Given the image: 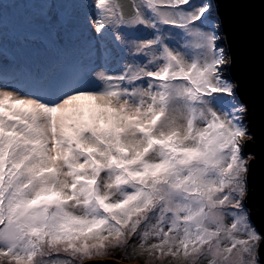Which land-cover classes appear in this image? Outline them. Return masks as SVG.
<instances>
[{"label":"snow or ice","instance_id":"snow-or-ice-1","mask_svg":"<svg viewBox=\"0 0 264 264\" xmlns=\"http://www.w3.org/2000/svg\"><path fill=\"white\" fill-rule=\"evenodd\" d=\"M50 7L88 57L0 68V264H264L213 0Z\"/></svg>","mask_w":264,"mask_h":264},{"label":"water","instance_id":"water-1","mask_svg":"<svg viewBox=\"0 0 264 264\" xmlns=\"http://www.w3.org/2000/svg\"><path fill=\"white\" fill-rule=\"evenodd\" d=\"M230 57L229 76L245 102L252 140L245 145L249 160L244 206L251 223L264 233V2L213 0ZM264 261V248L260 249ZM118 264H127L118 262Z\"/></svg>","mask_w":264,"mask_h":264},{"label":"rangeland","instance_id":"rangeland-1","mask_svg":"<svg viewBox=\"0 0 264 264\" xmlns=\"http://www.w3.org/2000/svg\"><path fill=\"white\" fill-rule=\"evenodd\" d=\"M35 1L37 0H13L8 3H0V65H2L1 62H10L11 57H9V55H13L16 60H19V62H14L15 68H21V63L23 62L26 72L39 58L51 54L61 40L64 46L77 58L82 56L83 60H86L88 57L86 34L83 33L81 28L69 27L64 9L50 7L52 4L62 3L63 0H41L42 3L38 6L40 10L36 11L29 7V5ZM213 19L214 22H220L215 10ZM37 34H39V36H37ZM219 34L221 37L220 46L225 49L229 59L228 65L224 68V75L234 84L229 76L230 57L226 49V41L222 36L220 23ZM35 35L36 37L33 38V40L29 39H32ZM0 68H2L3 72L10 73L6 71L9 69L4 70V66ZM234 86L236 89L235 84ZM235 102L247 108L245 102L236 94V90ZM247 114L248 109L244 114V122L249 132V136L244 138L246 143L252 140V128L248 126ZM245 158L249 161L252 155L246 153ZM245 209L247 210L246 207ZM114 258L115 256H110L105 259ZM119 262L141 264V262L137 260H120Z\"/></svg>","mask_w":264,"mask_h":264},{"label":"trees","instance_id":"trees-1","mask_svg":"<svg viewBox=\"0 0 264 264\" xmlns=\"http://www.w3.org/2000/svg\"><path fill=\"white\" fill-rule=\"evenodd\" d=\"M11 1H13V0H0V3H2V2H5V3H8V2H11ZM42 3V1L41 0H37V1H35L34 3H31L30 5H29V7H31L33 10H40L39 9V5ZM37 12H39V11H37ZM37 36H39V34H37ZM36 37V35L34 36V37H32V39L31 38H29L30 40H33V38H35ZM43 43V42H42ZM84 49V48H83ZM9 57H11V61H10V63H12V62H14V60H15V58L13 57V55H9ZM80 58H82V56H80ZM16 61H18V60H16ZM1 64L2 65H0V67L1 66H6V64H5V62H1ZM16 67V66H14V64H12L11 66L10 65H7V67ZM28 67V66H27ZM25 70L26 69H24V64H23V62L21 63V68H19V69H17V68H14L13 70H11V71H9V70H6V71H9L10 73H7V72H4L5 74H8V75H13V74H15V75H17V76H22L21 74L22 73H24L25 72Z\"/></svg>","mask_w":264,"mask_h":264},{"label":"clouds","instance_id":"clouds-1","mask_svg":"<svg viewBox=\"0 0 264 264\" xmlns=\"http://www.w3.org/2000/svg\"><path fill=\"white\" fill-rule=\"evenodd\" d=\"M223 36V35H222ZM80 59H83V58H80ZM15 62V61H14ZM14 62H12V63H10V62H7V63H5L6 64V66H4V70H6V69H9V71H11L12 69H14V68H10L9 66L7 67V65H12V64H14V66H15V63ZM253 157V156H252Z\"/></svg>","mask_w":264,"mask_h":264}]
</instances>
